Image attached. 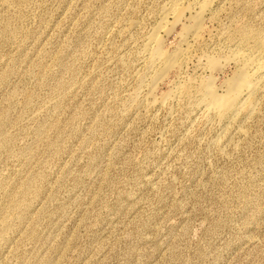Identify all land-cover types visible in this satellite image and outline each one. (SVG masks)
Masks as SVG:
<instances>
[{
  "label": "rangeland",
  "instance_id": "obj_1",
  "mask_svg": "<svg viewBox=\"0 0 264 264\" xmlns=\"http://www.w3.org/2000/svg\"><path fill=\"white\" fill-rule=\"evenodd\" d=\"M178 1L0 0V264H264V0Z\"/></svg>",
  "mask_w": 264,
  "mask_h": 264
},
{
  "label": "bare ground",
  "instance_id": "obj_2",
  "mask_svg": "<svg viewBox=\"0 0 264 264\" xmlns=\"http://www.w3.org/2000/svg\"><path fill=\"white\" fill-rule=\"evenodd\" d=\"M210 2H212L211 0H204V4H202L201 3V5H202V7H203V5H204V7H207L208 8V6H206L205 4H210L209 6H211V3ZM170 4V3H169ZM201 5H199V6H201ZM168 6V5H167ZM198 6V5H197ZM189 7V6H188ZM202 7H201V9H200V12L198 11V14H197V12H196V16L194 15V17L192 16V19L194 18V21H193V24H192V26H189V29H191V27L193 28L192 30V32H189V29L187 30V29H185V32H189L191 35H193V38H197V36L199 37V35H200V33H199V35H197L198 34V31L201 29V27H203L202 25H203V21H202V17L204 16L202 13H203V10H205V8H203L202 9ZM206 8V9H207ZM211 8V7H210ZM186 8H182L181 7V5H180V2L178 1V0H171V4L169 5V7L168 8H165V10H163L164 12L162 13L163 14V19H166L167 17H169V16H171L172 18H174V21L176 20L177 22L178 21H181L180 19L183 17V10H185ZM202 10V11H201ZM206 11V10H205ZM208 12V11H207ZM206 13V12H205ZM203 15V16H202ZM162 17V16H161ZM162 19V20H163ZM162 20L160 19V22H159V24H161V26H162ZM167 21H168V18H167ZM166 22V21H165ZM167 23V22H166ZM165 23V24H166ZM201 23H202V25H201ZM159 24H158V26H159ZM190 25V24H189ZM161 26H159V27H156L155 29H156V32L157 33H159V31H157V30H161V29H158V28H161ZM131 27V26H130ZM165 28V26H162V29H164ZM167 27V26H166ZM185 28H186V26H185ZM188 28V27H187ZM184 29V28H183ZM204 29V28H203ZM187 30V31H186ZM202 31V30H201ZM155 32V33H156ZM200 32V31H199ZM154 33V32H153ZM152 33V37L150 36V38H149V40L150 41H148V44H150V43H152V44H154L153 46L154 47H152V49L150 50V51H146L147 53H150V56H151V59H152V61H159L161 64H162V66H163V70L164 71H168L169 72V69H172L173 70V68L174 67H178V66H176V64H177V61H178V58H179V56H180V54H181V47H183V46H180V48H178V51L177 52H175V50H176V48H177V46H176V48L174 49V51H171V52H173V53H167V52H165V51H163V49H162V45H161V43H160V41H159V39H158V37H157V35L158 34H153ZM183 33H184V31H183ZM183 33H182V35H180V38H182L183 37ZM189 33H187V35L189 34ZM185 35V34H184ZM197 35V36H196ZM182 36V37H181ZM189 36H187V37H185V39H187ZM195 38V39H196ZM183 39V41L185 40L184 39V37L182 38ZM181 39V40H182ZM189 39V38H188ZM191 39V38H190ZM193 40V39H192ZM197 40V39H196ZM196 40H194L193 42H196ZM189 41V40H188ZM198 41V40H197ZM184 42H186V41H184ZM183 42V43H184ZM179 43V42H178ZM183 43H181V41H180V44H183ZM147 44V46L144 48L145 50H147L146 48H148L149 49V46L150 45H148ZM185 44H187V43H185ZM184 44V45H185ZM191 44V43H190ZM179 45V44H178ZM187 47H188V45H187ZM189 48V47H188ZM182 50H183V48H182ZM187 50H189V49H187ZM184 51V50H183ZM182 51V52H183ZM185 51H186V49H185ZM184 51V52H185ZM188 52V51H187ZM187 54V53H186ZM185 54V55H186ZM148 55V54H147ZM182 56V55H181ZM213 59V58H212ZM212 59H210V60H208L209 62H212V61H214V60H212ZM243 59V58H242ZM182 59H180L179 61H181ZM212 60V61H211ZM216 60V59H215ZM148 62H149V59H148ZM147 62V63H148ZM151 62V61H150ZM215 62V61H214ZM214 62H212V63H209L210 65H216ZM179 63H181V65H182V62H179ZM244 63H247L246 65L247 66H249V67H252L253 66V63L250 61V60H247L246 59V62H244ZM151 64H152V62H151ZM151 64H150V66H151ZM154 64V63H153ZM152 64V65H153ZM160 65V64H159ZM181 65H180V67L179 68H181ZM148 66V68H150L149 67V64L147 65ZM154 66V65H153ZM155 67V66H154ZM160 67V66H159ZM178 68V70H180ZM214 68V67H213ZM248 68V67H247ZM154 68H152V70H153ZM162 69L160 70L161 71V73L163 72L162 71ZM253 69V68H252ZM255 69V68H254ZM155 70H156V68H155ZM177 70V69H176ZM175 70V71H176ZM256 70H259V69H255V71ZM157 71V70H156ZM155 72V71H154ZM153 72V73H154ZM158 72V71H157ZM167 72V73H168ZM160 73V72H159ZM160 73V74H161ZM258 72H254L253 71V73H250V72H248V71H246V70H243L240 74H237V75H235V77L234 78H232V80H230L228 83H227V90H226V93L224 94V95H222V94H218V92H216V89H215V87H214V83L213 82H211L212 81V78H210V83H209V81H207L208 82V84L206 83V85L204 84V85H202L201 84V86L199 87V88H201L202 87V89H201V93H202V97H203V99H204V101L205 102H200V103H202V104H206V107H207V109H210V111H211V109L212 110H214V111H211V112H216L218 115L217 116H221V117H225V116H227L229 113H237V112H239L241 109H244V108H246V109H248V110H251V109H249V108H252V109H254L253 107H252V96H253V94L255 93L256 94V90L258 89V83H256L255 81H259V80H256L255 78L257 77V75L258 74H260V73H258ZM160 74H158V73H156V75L155 74H153V75H155V76H158V75H160ZM166 74V73H165ZM262 75V74H261ZM154 76V77H155ZM162 76H164V74L162 73L161 74V76H159L158 78H160V77H162ZM152 77V76H151ZM261 77V76H260ZM156 78V77H155ZM155 78H154V80H155ZM160 79H162V78H160ZM159 79V80H160ZM255 80V81H254ZM261 80H262V78H261ZM260 80V81H261ZM156 82H154V83H156L157 84V81H158V79H156L155 80ZM259 81V82H260ZM151 82H153V81H151ZM204 83V82H203ZM200 84V83H199ZM153 85V86H152ZM150 86H151V88H152V90L149 92H147L148 93V96L149 95H151L152 93H153V90H154V88L156 89V87L154 86V84L152 83V84H150ZM150 88V87H149ZM155 91V90H154ZM200 91V90H199ZM258 92V91H257ZM254 94V95H255ZM152 95H154V94H152ZM168 96H170V95H168ZM202 99V98H201ZM156 100V99H155ZM163 100L165 101V98H163ZM204 106V105H203ZM206 109V108H205ZM209 111V110H208ZM250 112V111H249ZM215 113V114H216ZM251 113H252V111H251ZM214 114V113H213ZM231 114V115H232ZM232 116H234V115H232ZM220 118V117H219ZM226 118V117H225ZM221 119H223V118H221Z\"/></svg>",
  "mask_w": 264,
  "mask_h": 264
}]
</instances>
